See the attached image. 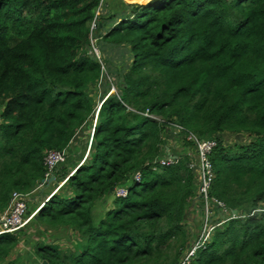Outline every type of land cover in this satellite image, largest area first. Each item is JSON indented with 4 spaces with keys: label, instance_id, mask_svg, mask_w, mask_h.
<instances>
[{
    "label": "trees",
    "instance_id": "obj_1",
    "mask_svg": "<svg viewBox=\"0 0 264 264\" xmlns=\"http://www.w3.org/2000/svg\"><path fill=\"white\" fill-rule=\"evenodd\" d=\"M108 1L92 31L100 0H0V213L14 192L32 195L43 184L48 152L67 151L54 171L64 184L47 195L35 223L71 230L76 240L67 250L37 244V258L179 264L194 236L188 218L197 184L192 143L177 135L181 151L166 145L173 122L216 138L210 195L237 211L192 264H264V0H121L118 20L106 13ZM92 37L104 54H132L97 119L87 88L105 66L88 54ZM94 119L89 155L75 165L73 140ZM226 133L250 142L225 146ZM101 202L107 207L95 223ZM25 236L0 234V263Z\"/></svg>",
    "mask_w": 264,
    "mask_h": 264
},
{
    "label": "rangeland",
    "instance_id": "obj_2",
    "mask_svg": "<svg viewBox=\"0 0 264 264\" xmlns=\"http://www.w3.org/2000/svg\"><path fill=\"white\" fill-rule=\"evenodd\" d=\"M148 1L150 0H143L142 3H146ZM106 5H107L106 13L108 12V14L114 15L115 20H118V13L120 12L121 7H122V1L121 0H109ZM96 47L100 49L98 47V44ZM91 51H92V48L91 50L89 49L88 54L94 55L96 59L98 60V62L103 60L104 62L103 64L105 66V68L102 67L104 69L102 80L98 84H92L87 88L88 93L95 100V106L97 108L96 113H95V118L97 119V116H98L103 100H105L108 96L117 93L118 78L129 68L131 64L132 54L130 53L128 47L127 48L122 47L119 49L113 48V50L111 51H105V54L102 53L101 50H98V52H95V51L91 52ZM105 57H108V59L110 60V63H106ZM96 119H94L93 125L95 124ZM93 125L90 124V122H86L81 127V129L77 132L73 140L71 149H73L74 157H75V160L73 161V163L75 161L77 162V163H74L75 165H77L79 162H80L79 165L83 164L89 155L90 148H91L90 145H92L91 142H92V134H93V129H94ZM173 126H176V125L175 123L171 122L170 127H172V129H175ZM164 138H165L167 146H170L172 150H175V149L179 150V148H175V147H178L176 143L179 141L178 136L175 133V131L167 133ZM222 140L225 146H233L235 144H243V143L250 142V140L248 139L246 135H237V134H230V133L223 134ZM191 150H192L191 148L188 149V151H191ZM184 151L185 149L183 150V152ZM175 157L177 158L178 156H175ZM196 184H197V178H196ZM59 188L60 187L57 186V188L53 189L52 194L56 193L59 190ZM196 190H199L198 184H197ZM46 199L47 197H45L43 201H47ZM111 202H112V198L111 199L109 198L107 201L108 203L107 205H109ZM200 205H201L200 202L197 203V201L195 200L194 205L190 208V211H189L188 226H189V229H191V231L193 232L194 236L190 241L188 249L189 247L192 246L194 239L197 237V234L200 232L202 224L204 222L203 215L199 213L201 212ZM106 207L107 206L105 205V203L101 202V203H98L93 208L92 215L94 216L95 223L97 222V220H99L101 216V212H103ZM259 213L260 212H256L255 214H259ZM0 214H3V213H0ZM35 216L36 214H33L31 221L28 222L23 228H21L25 230L26 236L20 239L19 245L10 253L8 258L5 261L1 262L0 264H7L8 261L10 260L12 261L16 259L17 257L21 256V252L24 251L26 247L28 246L30 248L32 246V250H34L37 244L58 245L60 246V248L64 250L70 249L72 247V245L74 244L76 240L75 232L71 230L63 231L62 229H57V230L49 229L48 230L45 227H43V225L38 224L37 222L30 224L31 222H33V220L35 222ZM188 249L186 250V252L188 251ZM36 264H39V263H36Z\"/></svg>",
    "mask_w": 264,
    "mask_h": 264
},
{
    "label": "built area",
    "instance_id": "obj_3",
    "mask_svg": "<svg viewBox=\"0 0 264 264\" xmlns=\"http://www.w3.org/2000/svg\"><path fill=\"white\" fill-rule=\"evenodd\" d=\"M105 1L106 0H100V5L96 11L94 21L91 24L92 31L96 28L97 18L103 11ZM96 41V38L92 37V52H98L99 50L96 47ZM175 125L176 126H173L175 129L172 130L173 132L175 131V133L180 137L181 142L186 140L187 142L192 143V150L188 151L187 153V155L190 156L189 168L193 171L197 178V184L199 185L197 197L200 198L199 202H201L203 208L204 222L202 224L199 236L193 245L188 249V251L185 252L179 263L192 264L196 251L199 248H203L205 244L210 241L215 228L220 226L225 221L234 218L235 214H232V212L221 200L210 195L212 182L215 179L211 154L218 146V141L216 138L202 140L199 139L194 133L186 130L183 126L178 124ZM174 159L175 158H169L168 161H162V163L170 164L173 163ZM44 162L46 166L45 181L52 174H54V171L59 166L66 162V155L64 152H48L45 155ZM71 174H73V172ZM139 176L140 174L138 173L136 177L139 178ZM42 185H44V183ZM126 192L127 191L124 188H118L116 190V195L124 197ZM31 199L32 198L30 194H23L19 192H14L12 194L7 210L5 213L0 214V234L14 233L30 222L32 215L39 210L36 209L33 214L28 215ZM262 211L263 209H257L254 211V214L256 212Z\"/></svg>",
    "mask_w": 264,
    "mask_h": 264
},
{
    "label": "crops",
    "instance_id": "obj_4",
    "mask_svg": "<svg viewBox=\"0 0 264 264\" xmlns=\"http://www.w3.org/2000/svg\"><path fill=\"white\" fill-rule=\"evenodd\" d=\"M95 124H96V122H95ZM95 124L93 125V127L95 126ZM179 151H181V148H179ZM62 185H63V182H61L59 184H55V182H53V183H51V184H49L47 186H45V185L40 186L38 188V190L32 194V197H31L32 199H31L30 207H36V209L41 208V206L46 202V201H43V199L45 197H47V195L50 192H52L53 189L57 188V186L61 187ZM49 197H47L46 200H48ZM36 209H35V211H36ZM34 214H37V211ZM31 223H35L34 220ZM19 257L23 260V262L25 264H36V263H40L41 262L37 258V256L35 255L34 251L32 250V246H31V248L29 246L26 247V249L21 252V256H19Z\"/></svg>",
    "mask_w": 264,
    "mask_h": 264
},
{
    "label": "water",
    "instance_id": "obj_5",
    "mask_svg": "<svg viewBox=\"0 0 264 264\" xmlns=\"http://www.w3.org/2000/svg\"><path fill=\"white\" fill-rule=\"evenodd\" d=\"M64 154L67 155V151H65ZM53 182H55V184H58V181L56 180L55 174H52L47 180L43 181L45 186H47ZM198 200H199V197L196 198V201H198ZM236 213H237V211L234 210L233 214H236ZM42 264H48V262L46 260H44V261H42Z\"/></svg>",
    "mask_w": 264,
    "mask_h": 264
},
{
    "label": "clouds",
    "instance_id": "obj_6",
    "mask_svg": "<svg viewBox=\"0 0 264 264\" xmlns=\"http://www.w3.org/2000/svg\"><path fill=\"white\" fill-rule=\"evenodd\" d=\"M104 7H105V6H104ZM104 7H103V9H104ZM97 19H98V18H97ZM66 156H67V155H66ZM44 185H45V184H44ZM39 209H40V208H39ZM38 211H39V210H38ZM38 211H37V212H38ZM18 231H19V230H18ZM40 263H42V261H41Z\"/></svg>",
    "mask_w": 264,
    "mask_h": 264
}]
</instances>
